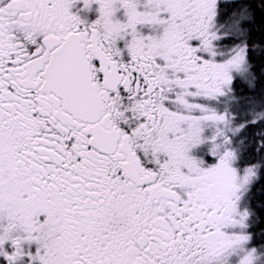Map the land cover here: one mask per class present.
<instances>
[{
  "label": "snow or ice",
  "instance_id": "obj_1",
  "mask_svg": "<svg viewBox=\"0 0 264 264\" xmlns=\"http://www.w3.org/2000/svg\"><path fill=\"white\" fill-rule=\"evenodd\" d=\"M0 264H264V0H0Z\"/></svg>",
  "mask_w": 264,
  "mask_h": 264
}]
</instances>
